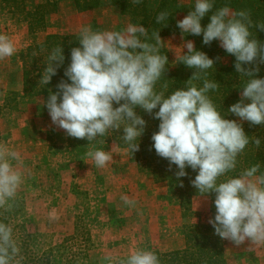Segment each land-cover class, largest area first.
Here are the masks:
<instances>
[{"label":"clouds","instance_id":"obj_1","mask_svg":"<svg viewBox=\"0 0 264 264\" xmlns=\"http://www.w3.org/2000/svg\"><path fill=\"white\" fill-rule=\"evenodd\" d=\"M132 2L139 4L141 0ZM209 13L210 22L202 27L201 20ZM168 15L166 11L160 12L156 23L166 21ZM176 27L181 34L202 35L204 45L219 41V46L235 57L236 73L247 79L239 101L228 108L226 115L247 121L250 126H264V78H255L259 65L264 64V42L250 31L252 27L264 31V24L253 25L246 11H232L228 6L214 10V0H195L193 10L177 21ZM78 43L79 47L70 49V64L64 71L67 81L61 80L55 93L49 89L47 100L41 101L52 125L68 137L86 140L89 146L86 158L103 168L112 161L115 142L111 151L96 149L92 142L105 143L98 137L122 130L123 134L116 138L126 145L123 151L131 155L139 151L138 140L146 127V121L136 112L141 109L159 121L158 131L151 135L152 148L157 156L168 161L169 171L175 165L174 175L180 180L188 175L185 169L190 168L196 172L191 186L201 195L214 193L215 215L208 220L214 234L236 246L246 239L253 245L264 246L261 163L243 169L237 176L227 175L236 169L237 157L246 146L251 142L259 149L261 139L246 135L237 120L225 118L208 95L220 86L207 78V70L213 68L215 61L196 50L192 41H185L177 47L180 54L175 55L173 63L192 69V75L184 87L169 93L167 84L156 90L168 64L167 56L161 54L165 42L159 31L149 35L148 29L133 23L122 31H94L87 25L79 29ZM185 48L187 52L182 54ZM16 51L13 39L0 33V60L12 57ZM62 52L60 45L52 48L39 74V85H48L57 74L65 60ZM199 81L202 86H198ZM13 162L20 163L19 154L0 144V208L5 210L13 207L10 201H14L23 183L22 174ZM121 200L135 204L126 196H121ZM20 259L12 226L0 222V264H20ZM117 264L160 262L155 252L132 248Z\"/></svg>","mask_w":264,"mask_h":264},{"label":"rangeland","instance_id":"obj_2","mask_svg":"<svg viewBox=\"0 0 264 264\" xmlns=\"http://www.w3.org/2000/svg\"><path fill=\"white\" fill-rule=\"evenodd\" d=\"M46 1L34 0V3L36 5ZM113 1L115 0H102L105 3L104 7L86 12H78L69 0L60 1L58 2L57 11L46 18V31L42 30L36 33L35 40L32 39V41L40 44L50 34L78 35L79 29L87 25L97 31H122L128 23H131V19L128 15H121L112 5ZM176 1L183 6L195 3V0ZM184 16L186 14L181 13L178 15V19L181 20ZM0 33H5L12 38L17 49L12 57L0 60V92H5V94L3 93L5 95L4 102L0 105V144L7 145L9 139H11V132L17 127V122L25 112L26 106L36 107L45 114H48V112L42 105L40 98L32 101L23 98L22 62L19 54L30 44V38L32 37L29 27L25 22L18 21V18L0 11ZM161 39L165 42L161 49L167 52L170 66L173 67L175 65L173 63L175 55L180 54L177 47H180L185 41L182 40L181 36ZM186 52V48L182 50V54ZM18 80L21 85L19 91L4 89L3 84L5 81H11V84H13L14 81L18 82ZM45 117L43 123L46 122L47 125L43 129H39L40 131L36 130L38 131L36 136L45 139L49 145L48 134L50 131H64L52 125L50 116ZM19 135L22 139L23 135L21 133ZM111 145L113 143L108 144L101 150L107 151ZM14 150L19 153L18 149L15 148ZM49 152L50 149L47 153ZM65 152L67 151L62 149L60 153L64 154ZM85 153L78 155L77 161L86 158ZM128 157L139 176L151 180L154 184H160L140 172L129 153ZM22 162L16 166L23 178V183L18 188L15 196L20 204L11 202L16 212L9 222L15 233L13 237L19 242L18 247L20 248L21 245V261L24 264H30L38 254L44 251L52 249L56 252L57 247L66 246L68 247L67 250L66 248L63 249L66 251L64 262L79 260L78 253L82 251L86 254L89 264H117L120 259L126 258L130 251L128 247L120 248L124 245L123 241L111 240L115 235V231L110 228L120 227V211L114 209L111 204L105 205L102 202L107 197L103 182L96 181L99 185L98 193L89 194L81 190L79 185L74 184L76 180L74 175L71 179L62 181L59 174L56 175L48 168L34 166L28 160H22ZM165 187V194L159 200L177 208L182 219V224L177 227L176 231H172L170 235L167 234V237L171 239L176 235L177 237L174 239L183 242V245L176 248V241L173 239L171 246L168 244V240L160 246L146 245L142 247L158 254L184 250L186 246L185 232L188 229L194 232L201 226H209L208 220L212 218L211 202L206 196L195 197L191 202L190 211L184 213L180 206V200L176 197L172 198L168 193L166 184ZM74 193L79 197L76 198ZM69 197L70 201L68 200ZM132 211H135L134 214L138 215V210ZM73 213L76 214L73 215ZM1 218L2 214L0 213ZM27 235L33 236V239L27 240ZM22 241H28L29 243L23 244ZM106 257H110L111 260L106 259ZM223 260L225 264H264V246L253 245L247 239L243 244L236 246L231 241L223 239Z\"/></svg>","mask_w":264,"mask_h":264},{"label":"trees","instance_id":"obj_3","mask_svg":"<svg viewBox=\"0 0 264 264\" xmlns=\"http://www.w3.org/2000/svg\"><path fill=\"white\" fill-rule=\"evenodd\" d=\"M58 1L47 0L45 3L36 4L34 0H0V11L7 12L11 17L18 18V21L25 22L29 27V32L32 38H30L29 46L20 52L19 56L22 62V73H23V87L24 94L23 98L28 101L40 98L42 101H46L49 94V89L53 93L57 91L56 85L61 81H67L64 76V71L70 64V49L73 47H79L78 35L68 34H50L46 36L44 41L37 44L34 38L36 33L40 31H46L47 16L53 14L58 9ZM71 1L75 9L78 12L93 11L100 7H104L105 3L102 0H69ZM114 8H116L121 15L130 16L131 23L141 24V26L148 29L149 35L153 31H159L160 38H169L174 36H183V41H192L195 49L204 52L209 58L215 61L213 68L207 70V78L209 80H215L220 86L216 91H210L209 96L213 103L216 104L218 110L222 114H227L228 108L239 101L240 91L244 81L247 79L241 77L236 73L234 64L235 57L227 54L220 46L219 41L213 40L210 45H204L202 43L201 36H193L191 34H181L179 28L176 27L178 15L193 10L194 3L189 5H181L176 0H141V3L134 4L132 0H115L112 2ZM223 6H228L232 11H246L250 14V18L253 25L261 23L264 24V0H214V10ZM168 12V19L160 24L156 23V17L160 12ZM211 13L206 15L201 20L202 27L206 26L210 20L209 16ZM165 24L167 26L165 27ZM93 29V28H92ZM94 31H97L93 29ZM253 37L258 41L264 42V31H260L255 27L250 29ZM153 42L154 41H149ZM60 45L63 49V56L65 57L64 63L57 69V74L51 78L48 85L42 86L38 84L40 79V73H42L44 66L47 63V57L51 52L52 48ZM161 54H165L168 58V64L166 65L167 71L164 77L157 82L156 90H162L164 84L168 85L167 91L170 93L172 90L184 87L186 82L192 75V69L187 68L183 64H175L173 67L170 66L169 57L165 50L161 49ZM186 54V53H185ZM219 58V59H217ZM249 67V66H244ZM259 73L255 78H264V64L259 65ZM198 86H202V81L197 82ZM118 105H114L116 107ZM45 110L47 111L46 107ZM158 110V109H157ZM157 110H153L154 112ZM48 112V111H47ZM145 121L146 127L143 135L139 138V151L129 153L131 159L136 163L140 172L145 176L151 177L157 183H165L168 188V193L172 198L180 200V206L184 210V213L190 211L191 202L195 197L206 196L211 202V213L212 218L215 215L214 207V193L201 195L197 190L191 186V179H194L196 172H193L190 168H186L185 171L188 173L186 177L177 180L174 173L177 171L176 166H171L169 171V163L166 159L157 156L154 148H152L151 135L158 131L159 121L153 119L152 116L143 112L141 109H136ZM227 119H235L237 122L242 123V127L248 136H256L261 139L260 148L257 149L251 142L246 146L244 151L237 157L236 169L232 172L227 173L228 176H237L240 171L248 168L255 163H261V170L264 171V126L255 125L250 126L247 121H239V118L228 114L225 116ZM122 130L116 133H110L105 137H98V140H103L105 143L92 142L97 149H103L110 143H114L121 149L126 147L123 141L118 140L116 137L122 135ZM66 137L65 150H79L87 151L89 146L86 140ZM53 155L61 152V148H53ZM83 154V153H82ZM47 161L45 168L56 173L55 169H52L48 165ZM221 179H224L221 177ZM183 184L181 187L180 184ZM15 204H20L19 200L15 197L14 201H10ZM12 203V204H13ZM5 211L2 214L0 222L10 225V219L15 214V208L12 207L9 210L0 208ZM15 233L13 232V236ZM16 241L17 239L13 237ZM27 240H32L33 236L27 235ZM186 246L184 250L174 251L167 254L155 253L160 264H225L223 260V239L214 234V229L211 225L201 226L194 232L188 229L185 232ZM23 244H28V241H22ZM20 245V244H19ZM66 246V245H62ZM66 247H57V251L50 249L38 254L30 264H89L86 254L84 252L78 253L79 260L64 262V256L66 257ZM61 249V250H60ZM21 250V245H20ZM63 250V251H62ZM21 256V251H20ZM19 259V257H18ZM73 260V258H72ZM21 261V259H20ZM20 264H24L22 261Z\"/></svg>","mask_w":264,"mask_h":264},{"label":"crops","instance_id":"obj_4","mask_svg":"<svg viewBox=\"0 0 264 264\" xmlns=\"http://www.w3.org/2000/svg\"><path fill=\"white\" fill-rule=\"evenodd\" d=\"M3 87L5 90L19 91L21 89L19 80L18 82L14 81L13 84L11 81H5ZM3 93L5 94V92ZM3 93L0 92V105L4 102L5 95ZM24 110L25 112L18 120L17 127L11 132V139L7 143L10 149L19 150L20 163L22 160H28L34 166L45 167L44 164L48 161V165L55 169L56 173L62 177V181H67L74 175L76 177L74 184L79 185L81 190L89 194L98 193L99 185L96 181L103 182L107 197L102 202L105 205L111 204L114 209L120 211V227L110 228L115 231L111 240L123 241L124 245L119 244L122 245L119 246L120 248L128 247L131 250L146 245L160 246L168 240V244L171 246L173 239L177 236L168 239L167 234L170 235L172 231H176L177 227L182 224V219L177 208L159 200L165 194V184H154L151 180L139 176L135 166L129 161L128 153L115 145H111L107 150L111 151L112 146L114 147L112 161L103 168L97 167L88 158L77 161L78 155L85 153L84 151L70 150L64 154L53 155V148L65 149L66 133L50 131L48 145L45 139L38 138L36 134L40 131L39 129H43L47 125L43 121L49 114L31 106H26ZM19 133L23 135L22 139ZM48 149H50L49 153H47ZM13 163L17 166L16 162ZM74 195L76 198L79 197L75 193ZM121 196L135 201V204H125L120 200ZM71 198L73 200L72 196ZM68 200L70 201V197ZM132 210H138V215L134 214L135 211ZM115 237L117 238L114 239ZM182 245L183 242L176 241V248L177 246L180 248Z\"/></svg>","mask_w":264,"mask_h":264}]
</instances>
